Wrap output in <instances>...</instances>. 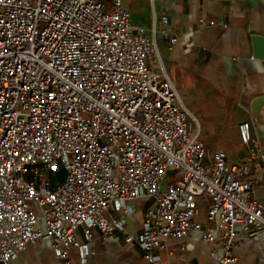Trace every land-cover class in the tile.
I'll list each match as a JSON object with an SVG mask.
<instances>
[{
  "label": "built area",
  "instance_id": "built-area-1",
  "mask_svg": "<svg viewBox=\"0 0 264 264\" xmlns=\"http://www.w3.org/2000/svg\"><path fill=\"white\" fill-rule=\"evenodd\" d=\"M160 21L153 33L176 43L168 15ZM143 31L124 0L111 10L100 0H0V264L44 240L70 264L79 230L87 241L93 229L122 231L150 261L194 231L222 250L211 253L220 264H239L238 225L264 238V203L252 195L264 153L250 122L240 125L242 165L210 154L174 82L150 65L160 48ZM141 197L154 205L132 235L129 204Z\"/></svg>",
  "mask_w": 264,
  "mask_h": 264
},
{
  "label": "crops",
  "instance_id": "crops-1",
  "mask_svg": "<svg viewBox=\"0 0 264 264\" xmlns=\"http://www.w3.org/2000/svg\"><path fill=\"white\" fill-rule=\"evenodd\" d=\"M106 10L113 0H100ZM134 24L154 38L160 58L150 65L175 84L184 105L194 113L191 128H199V138L212 154L224 150L232 165H242L250 156V147L241 138L240 125L250 122L252 137L264 153V52L257 56L252 38L264 36V0H124ZM161 14L170 20V31L178 38L170 45L153 27L160 28ZM259 167H253V170ZM253 187V198L264 203V172ZM154 205L148 197L132 201L126 231L139 235L144 214ZM208 199L198 203L196 220L206 222ZM217 224V222L215 223ZM234 250L239 264H264V238L248 237L237 226ZM80 247L70 249V264H220L211 253L221 249L204 241L200 232L169 241L171 250L159 249L150 261L142 250L125 242V233L108 237L93 229L92 241L77 231ZM12 264H60L51 241L30 245Z\"/></svg>",
  "mask_w": 264,
  "mask_h": 264
},
{
  "label": "water",
  "instance_id": "water-1",
  "mask_svg": "<svg viewBox=\"0 0 264 264\" xmlns=\"http://www.w3.org/2000/svg\"><path fill=\"white\" fill-rule=\"evenodd\" d=\"M253 46L257 56H262L264 52V36L256 35L252 38ZM257 105H264V98L258 99L256 101Z\"/></svg>",
  "mask_w": 264,
  "mask_h": 264
},
{
  "label": "rangeland",
  "instance_id": "rangeland-1",
  "mask_svg": "<svg viewBox=\"0 0 264 264\" xmlns=\"http://www.w3.org/2000/svg\"><path fill=\"white\" fill-rule=\"evenodd\" d=\"M60 173H61V177H62V180H63V178H64V176H65V171H64L63 169H61V170H60ZM53 178H54V176H53Z\"/></svg>",
  "mask_w": 264,
  "mask_h": 264
}]
</instances>
